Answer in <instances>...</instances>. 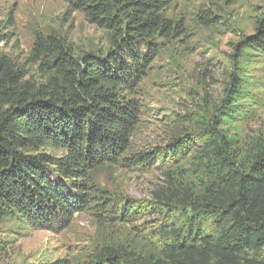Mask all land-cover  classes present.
I'll return each mask as SVG.
<instances>
[{"label": "trees", "instance_id": "16d2710c", "mask_svg": "<svg viewBox=\"0 0 264 264\" xmlns=\"http://www.w3.org/2000/svg\"><path fill=\"white\" fill-rule=\"evenodd\" d=\"M62 1L107 30L111 46L104 54H76L67 37L38 34L32 50L37 76L0 52V218L52 231L68 227L78 212L94 214L100 224L142 221L139 230L156 220L146 228L158 257L111 246L88 264H264V143L243 157L213 126L202 139L201 191L182 198H120L94 178L104 165L151 167L195 148L186 135L151 153L130 152L140 123L136 90L162 50L160 40L184 33L166 14L174 0ZM202 19L213 21L206 13ZM249 47L264 51V7L254 33L237 45V60ZM238 79L233 74L229 89L236 96L244 92ZM232 106L223 114L234 115ZM47 146L63 153L55 157L43 151Z\"/></svg>", "mask_w": 264, "mask_h": 264}, {"label": "rangeland", "instance_id": "374dc122", "mask_svg": "<svg viewBox=\"0 0 264 264\" xmlns=\"http://www.w3.org/2000/svg\"><path fill=\"white\" fill-rule=\"evenodd\" d=\"M263 7L264 0L172 2L166 14L183 25L184 33L160 40L162 50L136 90L140 123L130 152L151 153L186 135L195 148L183 158L164 164L161 158L151 167L104 165L94 172L100 188L139 202L155 200L157 194L179 198L197 194L204 174L202 139L209 137L213 126L227 134L243 157L264 143V51L249 47L239 60L235 56L237 45L254 33ZM203 13L213 20L210 24L203 21ZM0 30L4 34L0 52L29 76L39 74L32 56L38 34L67 37L76 54H104L111 46L107 30L62 0H0ZM233 74L244 87L239 96L229 90ZM230 103L234 106L228 111H237L232 116L223 114ZM43 151L55 157L63 153L54 146ZM141 223L100 224L94 214L78 212L68 227L52 231L21 219L0 218V264H42L64 258L71 264H88L92 254L111 246L135 250L145 258L158 257L159 246L146 228L157 222L152 219L136 229Z\"/></svg>", "mask_w": 264, "mask_h": 264}]
</instances>
